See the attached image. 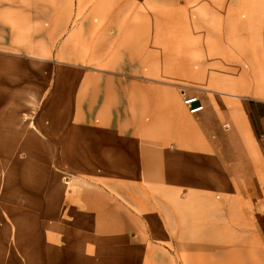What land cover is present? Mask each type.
<instances>
[{
  "label": "rangeland",
  "instance_id": "obj_1",
  "mask_svg": "<svg viewBox=\"0 0 264 264\" xmlns=\"http://www.w3.org/2000/svg\"><path fill=\"white\" fill-rule=\"evenodd\" d=\"M5 62L0 264H264V0H0ZM132 64V103L68 115ZM35 88L57 147L18 135Z\"/></svg>",
  "mask_w": 264,
  "mask_h": 264
},
{
  "label": "crops",
  "instance_id": "obj_2",
  "mask_svg": "<svg viewBox=\"0 0 264 264\" xmlns=\"http://www.w3.org/2000/svg\"><path fill=\"white\" fill-rule=\"evenodd\" d=\"M10 66L12 65H10L8 62H5L0 66V69L3 68L5 70L4 73H6V76L8 75L7 71L9 69L11 70L13 69V67H10ZM138 67L139 66L137 64L135 65L132 64L128 66V68H130L131 71H127V73H125V75L127 74L128 76L125 79H127L129 82L126 83L127 85L126 87L119 89L121 94L124 95L123 99L122 98L121 99L116 98L114 100L111 99L109 95L112 93H117V92H115L113 89H110L108 87H100L102 83H98V82H92L89 85H86L85 83H81L77 85L76 88H71L70 86L69 88H66L65 92H69V94H71L72 92L75 93L74 99H70V97L68 98L70 102V108H68L70 109V112L68 113V115L75 116V117H82L88 114L86 112L87 110H94L95 111L93 113L94 116H99V117L112 116L113 114L111 113V111L114 109H117L121 103H124V102L128 104L132 103L134 101V95H135L134 92L137 89L136 87H134V85H136L137 83L135 80L136 78H134V76L138 75V72L134 70H137ZM115 68L119 74H121L122 76L124 75L125 71H124L123 63L116 62ZM116 79L118 81H124L123 77H119ZM58 85L60 86L61 84H58ZM33 92L36 97V93H38L39 91L37 88H35V89H32V91H29L28 93H33ZM215 92L226 95V93H223L220 91H215ZM235 92H236L235 90H231L227 94L228 95L235 94L232 96H238V94ZM28 93L26 95H28ZM88 93L92 94L90 98L85 97V95ZM99 95L101 96L100 98L97 97ZM171 95L164 94V96L167 97L166 99H169L172 102V104L176 106V100ZM26 99H28V96L26 97ZM200 104L202 103L200 102ZM52 115H55V114H52ZM36 116H37V119L35 120V128L38 132L36 133V138L37 136H42L47 140H51L54 143V147H57L56 142L58 141V138L56 137L55 130L52 129L51 127L53 125V122H52L53 120L48 116L47 113L40 115V116H38L37 114ZM181 117H182V114H181ZM259 118L261 120L264 119V114H260ZM45 121H47L46 124L44 123ZM18 218H22V221L21 222L17 221ZM15 221L16 223L22 224L25 222V217L24 216L17 217Z\"/></svg>",
  "mask_w": 264,
  "mask_h": 264
},
{
  "label": "bare ground",
  "instance_id": "obj_3",
  "mask_svg": "<svg viewBox=\"0 0 264 264\" xmlns=\"http://www.w3.org/2000/svg\"><path fill=\"white\" fill-rule=\"evenodd\" d=\"M226 95H228V94L226 93ZM29 99H30V101H28V104L31 106L30 111H32V113L29 116L26 115V116L23 117V119H22L23 123L21 125H19L20 131H19L18 135H19L20 138H23V139H25L27 141L33 142V140L35 138L34 134H36L38 132H37V130L35 128V125L31 122V120H32L33 112H36V106L38 105V103H37L36 97L34 96V93H30L29 94ZM30 144H32V143H30ZM30 144L27 147H28V149L33 150L34 157H35L34 158L35 161L33 162L35 164L33 177L35 179V182L36 181L39 182V181H42V179H43L42 175L45 172V169L42 167V161L40 159L41 158L40 153H41V149H42V144H40V142H38V141H36L34 146H33V144H32V146H30ZM22 148H25L24 143L22 144ZM49 163L52 164L51 160H49ZM49 163H47V164H49ZM46 169H47V166H46ZM16 183H18V182H16ZM31 185H32V183H31ZM50 200H51V197H50ZM53 209H54V205L53 204H49V206H47V214L51 215L53 213Z\"/></svg>",
  "mask_w": 264,
  "mask_h": 264
},
{
  "label": "built area",
  "instance_id": "obj_4",
  "mask_svg": "<svg viewBox=\"0 0 264 264\" xmlns=\"http://www.w3.org/2000/svg\"><path fill=\"white\" fill-rule=\"evenodd\" d=\"M184 105L191 114H196L203 110V105L200 104L196 96L188 97L184 99Z\"/></svg>",
  "mask_w": 264,
  "mask_h": 264
}]
</instances>
